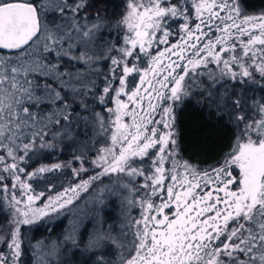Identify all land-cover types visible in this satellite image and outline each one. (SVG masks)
I'll list each match as a JSON object with an SVG mask.
<instances>
[{
	"label": "snow or ice",
	"instance_id": "1",
	"mask_svg": "<svg viewBox=\"0 0 264 264\" xmlns=\"http://www.w3.org/2000/svg\"><path fill=\"white\" fill-rule=\"evenodd\" d=\"M0 264H264V8L0 0Z\"/></svg>",
	"mask_w": 264,
	"mask_h": 264
},
{
	"label": "trees",
	"instance_id": "2",
	"mask_svg": "<svg viewBox=\"0 0 264 264\" xmlns=\"http://www.w3.org/2000/svg\"><path fill=\"white\" fill-rule=\"evenodd\" d=\"M247 7L249 10L258 11L260 8H264V0H247ZM180 121L183 131L187 133L185 142L190 151H198L203 147H207L219 138L212 124L208 120H205L199 113H194L190 106L180 116ZM200 141H206L207 144H201ZM64 223H56L55 231H61ZM40 234L42 233H37V235Z\"/></svg>",
	"mask_w": 264,
	"mask_h": 264
}]
</instances>
